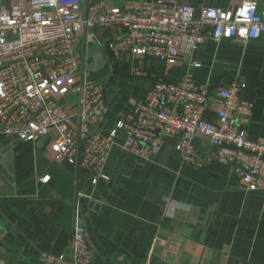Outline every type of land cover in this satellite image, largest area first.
<instances>
[{"label": "built area", "instance_id": "2783aa9c", "mask_svg": "<svg viewBox=\"0 0 264 264\" xmlns=\"http://www.w3.org/2000/svg\"><path fill=\"white\" fill-rule=\"evenodd\" d=\"M95 27L114 32L106 45L112 61L129 54L164 62L161 78L110 131L100 128L105 87L88 76L90 47L83 34ZM263 36L264 7L255 0L235 9L179 0H7L0 5V135L28 143L49 139L53 161L83 169L93 186L110 180L105 167L120 130L123 148L147 161L167 138L177 137L184 165L218 160L239 172L245 190L264 193V137L247 134L254 103L241 96L243 84L213 86L190 71L169 77L184 58L200 67L193 55L208 38L247 43ZM131 74L143 72L131 67ZM73 94L75 103L68 100ZM86 235L78 215L71 251H44L42 264H92L95 252Z\"/></svg>", "mask_w": 264, "mask_h": 264}, {"label": "crops", "instance_id": "0c3cea01", "mask_svg": "<svg viewBox=\"0 0 264 264\" xmlns=\"http://www.w3.org/2000/svg\"><path fill=\"white\" fill-rule=\"evenodd\" d=\"M179 1L235 9L244 0ZM255 1L264 7V0ZM111 34L100 27L84 33L89 53L101 51L98 43L106 47ZM193 59L201 66L190 67L184 58L169 77L190 71L196 81L213 86L243 84L241 96L254 103L247 134L264 137V36L247 43L208 38ZM101 64L88 76L108 85L100 128L110 131L161 78L164 62L124 54L112 69ZM131 67L143 74H131ZM125 136L118 132L109 153L110 180L93 186L83 169L53 161L49 139L28 143L0 135V264H42L44 251L69 253L78 215L95 249L92 264H264L263 192L245 190L239 172L218 160L184 165L177 137L167 138L147 161L123 148ZM45 175L51 176L48 183Z\"/></svg>", "mask_w": 264, "mask_h": 264}, {"label": "water", "instance_id": "95a60500", "mask_svg": "<svg viewBox=\"0 0 264 264\" xmlns=\"http://www.w3.org/2000/svg\"><path fill=\"white\" fill-rule=\"evenodd\" d=\"M90 31H93V28H91ZM98 46L101 49L100 52L95 53V54L94 53H89V55H88V58H87V67H88V70H90V71L95 70L94 68H95V66H97V64H98L99 61L102 62V64L100 65V67H104L105 64H108L109 66H111V69H112V59H111V57H110V55H109L106 47L104 45H102L101 43H98ZM107 87H108V85L104 89V94L106 93ZM96 128L97 127H95V129ZM86 236H87V240L90 243L91 247L94 249L91 241L88 238V235H86ZM94 251H95V249H94Z\"/></svg>", "mask_w": 264, "mask_h": 264}, {"label": "rangeland", "instance_id": "374dc122", "mask_svg": "<svg viewBox=\"0 0 264 264\" xmlns=\"http://www.w3.org/2000/svg\"><path fill=\"white\" fill-rule=\"evenodd\" d=\"M68 100H70L71 102L75 103L77 101V95L73 94L71 95Z\"/></svg>", "mask_w": 264, "mask_h": 264}]
</instances>
